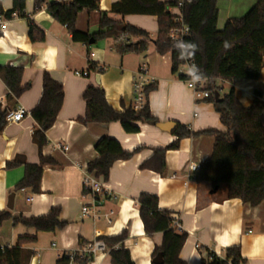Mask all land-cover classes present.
Segmentation results:
<instances>
[{
	"label": "crops",
	"instance_id": "crops-1",
	"mask_svg": "<svg viewBox=\"0 0 264 264\" xmlns=\"http://www.w3.org/2000/svg\"><path fill=\"white\" fill-rule=\"evenodd\" d=\"M4 11H10L13 0H2ZM120 0H99V11H83L77 18V30L89 35L99 30L102 14L116 21L146 31L155 40L158 21L150 16H127L124 19L111 15L114 4ZM170 2L172 0H160ZM181 1V0H179ZM59 0H45V6L34 12L35 0H26V19L7 20V29L0 31V66L23 69L22 86L28 87L16 100L9 101V90L0 79V121L18 108L28 115L19 124L7 123L0 131V211H8L13 218L26 219L47 216L53 209H60V218L67 227L56 233H37L22 225L14 226L12 220L0 227V247H16L20 237L36 238L35 243L25 244L27 264H56L65 252L79 249L80 240L89 245L100 238H113L126 231L129 235L123 246L129 250L134 264H153L155 248L161 246V233L148 236L139 216L138 200L142 194L156 196L159 208L168 212L173 221L179 222L180 232L187 240L180 254L184 264H202L209 259V252L224 257L231 247H239L243 264H264V202L256 208L240 200H228L227 189L214 190L210 183L188 180L189 166L205 165L213 153L214 137L203 134L207 130H222L215 106L206 100H196L193 92L172 72L171 55L160 56L151 43L146 54H119L115 41L107 50L98 42L87 46L76 43L66 27L55 22L47 11L50 4ZM257 0H218L217 29L222 31L230 19L245 16ZM172 12V10H170ZM35 25L45 35L44 42L34 43L29 36L30 25ZM105 41V40H104ZM137 43V38L130 39ZM95 46V48H93ZM94 57L89 59V54ZM90 62L97 70L90 76L77 77L75 72L90 69ZM147 67V75L155 80L156 90L149 95V108L158 123H174L196 136L183 138L178 149L165 155L163 173L142 169L155 149H165L177 141L176 131H162L156 125L139 123V133L129 135L121 123L107 125L85 124L84 93L89 86L102 89L108 105L123 113L133 108L134 84L139 68ZM49 74L62 85L64 101L53 127L46 134L48 145L42 150L44 157L53 159L54 166H46L41 177V192L31 190L15 192L24 177V167L7 169V164L23 158L28 164H39L40 153L33 140L36 123L32 112L43 93V78ZM220 95L236 90L244 107H250L254 92L260 91L264 101V67L259 79L237 80L233 85L218 82ZM264 121V116H263ZM109 137L117 140L124 151L133 157L118 161L110 171L107 189L98 202L84 193L83 180L89 162L97 159L96 144ZM68 146L69 151L57 149ZM14 194L13 209H8L9 197ZM30 199V200H29ZM89 205L97 218L86 217L82 208ZM110 221V223H109ZM119 247H117L118 249ZM93 264H113L109 250L96 254Z\"/></svg>",
	"mask_w": 264,
	"mask_h": 264
},
{
	"label": "trees",
	"instance_id": "trees-1",
	"mask_svg": "<svg viewBox=\"0 0 264 264\" xmlns=\"http://www.w3.org/2000/svg\"><path fill=\"white\" fill-rule=\"evenodd\" d=\"M0 0V18L7 20L26 19V0H13L10 11H4ZM182 2V8L179 3ZM218 0H120L113 5L111 15L125 18L127 16H150L158 21V35L155 40L141 29L127 25L124 21H116L102 14L99 30L89 35L77 30L79 13L87 10L99 11V0H59L47 7L49 15L54 21L65 26L72 40L90 46L94 43L112 39L119 54H146L151 43L155 45L160 56L171 55L172 72L179 73V68L185 59H180V52L174 47V42L168 39L171 28L176 26V18L180 15L183 22L190 28V36L183 42L197 45L194 56L189 58L199 68L202 78L207 80L205 90L210 93L207 102L215 106L219 114L222 130H207L203 134L214 137L213 153L209 161L195 173L198 183H210L214 190L225 185L228 200H240L243 204L256 208L264 202V101L260 91L254 92V102L248 108L244 107L236 96V90L221 96L222 101L216 102L215 92H221L218 82L233 85L237 80L254 81L259 79L264 67V0H257L256 4L245 16L230 19L222 31L217 29ZM45 6V0H35L34 12ZM172 10V12L170 11ZM29 36L32 42H44L45 35L35 25H30ZM137 38V43L130 39ZM98 67L90 62V70ZM23 69L0 66V79L9 90V101L16 102L28 87L22 86ZM184 79L183 75H179ZM156 90L152 84L145 88V106L136 111L133 108L123 113L114 111L107 103L102 89L89 86L84 93L86 103L85 124L107 125L121 123L125 133L137 134L139 123L157 125L149 108V95ZM64 101V91L61 84L49 75L43 78V93L38 106L32 112L36 123L33 140L40 153L39 164H28L18 157L7 164V169L24 167V177L15 187V192L29 189L33 194L41 192V177L46 166L56 165L55 161L42 155V150L48 145L46 134L55 124ZM1 104H0V115ZM0 121V131L6 124V114ZM191 131L179 128L176 131L177 141L165 149H155L153 156L142 165V169L163 173L166 169L165 155L169 150L178 149L179 141L183 138L196 136ZM97 159L87 165V172L99 181L108 182L110 171L118 161H126L134 153L124 151L121 144L112 138L103 137L95 146ZM85 195L90 192L84 190ZM139 216L145 233L149 236L161 233V246L155 248L153 262L158 256L162 257V264H184L180 254L187 240L185 232H178L172 227L173 220L168 212L159 208L156 196L142 194L138 200ZM8 220L13 225H22L34 229L37 233H56L64 230L67 223L60 218V209H53L47 216L26 219L13 218L8 211H0V227ZM126 231L113 238H100L104 242L113 264H134L129 250L123 246L128 238ZM36 238L20 237L16 247H0V264H27L25 244L35 243ZM89 244L80 240L79 249L61 254L56 264H90L93 256L84 252ZM117 247H119L117 249ZM239 247H231L225 251L224 257H218L209 252V259L202 264H243Z\"/></svg>",
	"mask_w": 264,
	"mask_h": 264
},
{
	"label": "built area",
	"instance_id": "built-area-1",
	"mask_svg": "<svg viewBox=\"0 0 264 264\" xmlns=\"http://www.w3.org/2000/svg\"><path fill=\"white\" fill-rule=\"evenodd\" d=\"M183 3H179V8H182ZM7 29V22L4 21L2 18H0V31L5 32ZM190 36V28L183 22L182 16H178L176 18V26L170 29L168 33V39H170L171 42H179L184 41ZM94 54H89V59L93 58ZM195 65V63L192 60L185 59L182 66L179 68L180 75H183L185 78L183 79L184 83L187 86V89H190L196 100H206L210 97V93L205 90L206 88V82L207 80L201 79L200 82L193 84L189 75V68L191 65ZM147 67L142 66L139 68V72L137 73V76L135 78V84H134V92H133V109L136 111L142 110L145 106V88L149 85L155 84V80L152 78H149L147 75ZM75 75L77 77H89L90 76V69L86 71H77L75 72ZM28 115L25 109L18 108L15 111L10 112L6 116V122L10 124H19L22 122V120L25 119V117ZM57 149L63 150L64 152L69 151L68 146H64L62 144H58ZM199 167L195 164H191L189 166V176L188 180H195V173L198 172ZM83 188L85 191L90 192V196L95 200L94 202H98L99 197L105 196L107 194V189L104 185H102V182H100L97 178H95L93 175H90L88 172H86L85 178L83 180ZM30 200V199H29ZM82 214L83 216L89 217L92 216L93 218H97V214L89 205H85L82 208ZM110 223V221H109ZM172 227L180 232L181 226L179 222L173 221ZM84 252L87 254H90L93 256L100 253V254H106L107 248L102 241H95L93 244L89 245L84 249ZM73 264V263H71ZM90 264H93L91 262Z\"/></svg>",
	"mask_w": 264,
	"mask_h": 264
},
{
	"label": "clouds",
	"instance_id": "clouds-1",
	"mask_svg": "<svg viewBox=\"0 0 264 264\" xmlns=\"http://www.w3.org/2000/svg\"><path fill=\"white\" fill-rule=\"evenodd\" d=\"M174 47L180 52V59H189L193 57L197 50V45L183 41L176 42ZM189 75L193 84L200 82L202 79L199 68L194 64L189 68Z\"/></svg>",
	"mask_w": 264,
	"mask_h": 264
},
{
	"label": "water",
	"instance_id": "water-1",
	"mask_svg": "<svg viewBox=\"0 0 264 264\" xmlns=\"http://www.w3.org/2000/svg\"><path fill=\"white\" fill-rule=\"evenodd\" d=\"M94 41H91L90 40V45H94ZM214 98H215V101L216 102H219L222 101V99L220 98V92H215L214 93ZM157 128H159L160 130L162 131H166V132H169V134H172L176 131L177 129V125L174 124V123H158L156 125ZM217 190V189H216ZM14 198H15V195L12 194L10 197H9V202H8V209L9 210H12L13 209V203H14ZM163 260H162V257L161 256H158L156 258V260H154L153 264H162Z\"/></svg>",
	"mask_w": 264,
	"mask_h": 264
},
{
	"label": "rangeland",
	"instance_id": "rangeland-1",
	"mask_svg": "<svg viewBox=\"0 0 264 264\" xmlns=\"http://www.w3.org/2000/svg\"><path fill=\"white\" fill-rule=\"evenodd\" d=\"M101 43H103L102 46H104L107 50H109L108 48H109L110 45L112 44L111 41H106V40H105V41H101ZM93 48H95V46H94ZM222 188H223L222 190L227 189L225 185H223Z\"/></svg>",
	"mask_w": 264,
	"mask_h": 264
}]
</instances>
